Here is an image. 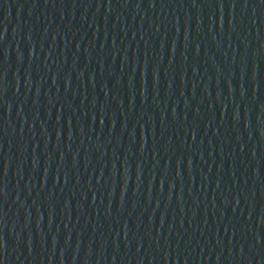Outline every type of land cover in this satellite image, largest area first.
Instances as JSON below:
<instances>
[{
    "label": "water",
    "instance_id": "water-1",
    "mask_svg": "<svg viewBox=\"0 0 264 264\" xmlns=\"http://www.w3.org/2000/svg\"><path fill=\"white\" fill-rule=\"evenodd\" d=\"M0 264H264V0H0Z\"/></svg>",
    "mask_w": 264,
    "mask_h": 264
}]
</instances>
